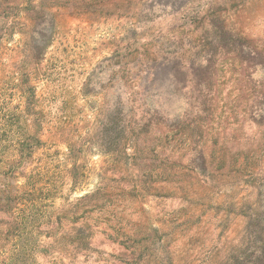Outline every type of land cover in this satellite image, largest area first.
Masks as SVG:
<instances>
[{
  "label": "rangeland",
  "instance_id": "obj_1",
  "mask_svg": "<svg viewBox=\"0 0 264 264\" xmlns=\"http://www.w3.org/2000/svg\"><path fill=\"white\" fill-rule=\"evenodd\" d=\"M34 138L17 185L66 218L0 212V264H134L136 231L235 264L264 231V0H0V166ZM82 225L89 251L48 245Z\"/></svg>",
  "mask_w": 264,
  "mask_h": 264
},
{
  "label": "trees",
  "instance_id": "obj_2",
  "mask_svg": "<svg viewBox=\"0 0 264 264\" xmlns=\"http://www.w3.org/2000/svg\"><path fill=\"white\" fill-rule=\"evenodd\" d=\"M39 146L40 141L37 138H34L33 142L30 143H18L17 158L0 166V212L11 214L13 219L6 231L7 234L9 232L20 233L27 223L32 222L30 224H34L35 221L37 223L39 222L38 219L43 220V218L45 223L42 224H46L50 229H57L61 221L66 218L65 214L58 213L54 209L49 201L52 198L51 195L44 199L47 204L49 202L48 205L43 202L40 203V200L34 197L33 192L36 191L37 185H34L32 179L26 177L25 184L17 185V178L25 177L24 172L30 166L32 154ZM122 191V189L119 190L120 193H123ZM108 195L106 188L99 187L89 198H104ZM37 212H40L41 215L35 219L33 217ZM259 231L260 233H257V237L253 240L256 247L249 251L245 246L239 259H233L235 264H264V239L262 238L264 231L260 229ZM153 233L155 234V231ZM91 237L92 233L89 226L82 225L81 227H73L71 232L62 233L55 245H52V242L48 245H51L52 248L55 247L57 254L64 253L68 257L75 258L80 253L90 250ZM121 237L123 239L120 245H124L125 249L129 251L131 258L134 259V264H156L154 259L159 245L147 233L136 231L121 234ZM167 262L173 264L170 261Z\"/></svg>",
  "mask_w": 264,
  "mask_h": 264
}]
</instances>
